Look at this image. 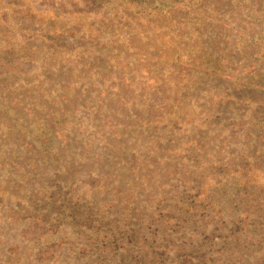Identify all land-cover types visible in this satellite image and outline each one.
Masks as SVG:
<instances>
[{"label":"rangeland","instance_id":"obj_1","mask_svg":"<svg viewBox=\"0 0 264 264\" xmlns=\"http://www.w3.org/2000/svg\"><path fill=\"white\" fill-rule=\"evenodd\" d=\"M101 1L92 8L87 0H0V264H264V0H182L162 10L146 0L110 10L115 0ZM200 9L206 21L187 24L188 11ZM126 22L135 25L129 53L100 70L95 61L102 65L108 51L86 50L80 59L89 63L76 67L78 38L88 47L101 44L103 25L116 35ZM200 33L226 55L222 88L208 85L180 103L178 115L171 107L179 88L205 69ZM19 34L28 36L11 47L10 37ZM169 60L175 64L167 71ZM225 89L243 108L242 123L216 115L228 110ZM156 92L154 102L138 101ZM94 96L96 109L80 103ZM166 112L178 117L174 140L146 148ZM58 113L65 118L55 123ZM128 114L131 122H150L134 135L121 127ZM38 120L52 128L56 149L73 140L58 175L59 165L37 161L49 157L33 139L39 124L20 129ZM106 141L115 147L109 157L118 155L120 142L141 154V164L127 165L118 182L121 173L99 159ZM76 144L90 153L74 152ZM15 150L20 156L12 165L7 159ZM53 184L51 191L60 189L49 202L43 187ZM119 189L132 195L123 209L122 196L113 200ZM90 208L98 209L92 225ZM119 231L123 238H116Z\"/></svg>","mask_w":264,"mask_h":264},{"label":"trees","instance_id":"obj_2","mask_svg":"<svg viewBox=\"0 0 264 264\" xmlns=\"http://www.w3.org/2000/svg\"><path fill=\"white\" fill-rule=\"evenodd\" d=\"M112 0H110L111 2ZM138 0H115L112 1L111 5H110V10L115 8V5L117 3H122V2H128V5H132L133 2H136ZM182 0H161L160 2H158L157 0H146L145 2L149 3L151 5L152 8H155L157 10H162V8H166L172 5V3L175 2H181ZM89 6H91L92 8H98L101 6L102 2L101 0H87ZM114 2V3H113ZM198 3V4H197ZM190 4H194V5H199V1L195 2L194 0L190 3ZM190 4H185L184 6L190 5ZM105 5V2L102 4V6ZM155 6V7H153ZM151 10V9H149ZM198 14L192 13L191 10L188 11V15H187V19H186V23L192 24L191 21L194 20H198V26H201V21H206L203 18H201V16L199 14L202 13V10H198ZM193 26V24H192ZM134 29H135V25L133 23H124L123 25L118 26L117 28V32L116 35L112 34L109 31V24L107 23V25H103L102 26V33L100 34V39L99 41L100 43H93L92 47H88V41L87 39L84 38H78L79 42L81 43L80 46H76L75 49L73 50V52L76 50L77 47H79V51H77L78 56L76 59V67L77 66H81L83 64H85V62L89 63V61L87 60H82L80 59V55L83 53V51L86 50H99V49H104L108 51V54L106 55V60L103 61L102 65H99V61L96 60L95 61V66L98 67L100 70H104L105 67L109 64L110 61L113 60V57H119L122 55H125L127 53H129L130 51V47H131V42L128 40L129 37L132 36V34L134 33ZM197 31V30H195ZM80 31H78L79 33ZM107 32V33H106ZM56 33V32H55ZM25 34H29L30 38H32L33 33L31 32H25ZM54 34V33H52ZM56 35V34H55ZM108 35V36H107ZM28 36V35H22L19 34L17 35L15 38L10 37V39H13V41L11 42V47H15L16 44H18V40L19 38L23 37V39ZM206 39V42L204 43V49H203V55L201 56V63L204 64L205 69L201 71V73H199L198 75L195 76L194 80L192 82L189 81V79H187L186 81L183 82L182 86L179 88V93H178V99L176 101H174L173 105H172V109L171 112H176L178 115L181 112L180 109L177 108L178 105H180V103H183L185 101H190L191 99L197 97L198 93L200 91H202V94L206 91V87L210 84L213 83V89L214 88H222V84L219 81V78L222 77V74L220 72V68L223 65V60L225 58L226 55L222 54L223 50H215L214 45L216 44L217 41L212 40L209 38V35L206 34H199V39ZM66 37H61V42H65ZM100 44V45H99ZM25 47L21 46V48ZM92 48V49H90ZM47 51V49H44ZM122 50H125V52L123 53ZM235 50H237V47L235 46L231 51L232 54H235ZM251 52H255V50H251ZM239 54L241 55V52H239ZM101 54H99L98 56H100ZM137 53L135 52L134 56L132 57V61L137 60ZM193 55V54H191ZM244 55V54H243ZM192 57V56H191ZM98 59V58H96ZM131 61L128 60L127 64H129ZM191 63V62H190ZM155 65L157 64V62L154 63ZM175 62L173 60H169L166 64V68L167 71L172 68L174 66ZM245 83H241L239 85H237V89L242 88V86ZM75 93H78L77 91H73ZM205 94V93H204ZM158 93H152V94H147V99L145 100V102L143 101V99L141 97H139L137 100L140 102H143L144 105H148V103H152L155 101V96H157ZM87 96V95H86ZM230 94H228V91L225 89V92L223 93V97L221 98L222 101L227 100L228 102V110L222 109L223 107H220L219 111L216 113V115H219L220 113H223L225 116H229L228 120H231V116L232 114L235 115V117L240 118V123H242L243 118H245L244 115H240V113L242 112L243 108L242 107H237L239 105L238 101L236 99H232L234 97V95L229 98ZM207 97L204 96V98L199 99L200 102L204 101ZM99 97H93L92 99H87V97H84V99L80 102L81 104H85L88 103L90 108L96 109V100H98ZM84 109H88V107H84ZM131 115V113H129ZM128 114L127 116V120H129L130 115ZM166 116L163 117L160 120V123L163 124V126L160 128V130L158 132H151L149 134V139L145 142V146L147 148L148 143L152 142L154 144V147L157 146L160 143L163 142H167V141H171L174 140L173 137L174 135L170 132L171 131V127L178 125L177 119L176 118H167L169 115V112H166L165 114ZM65 118L64 114H60L58 113L57 117H56V122L61 121L62 119ZM175 119V120H174ZM227 120V118H225L223 121L225 122ZM150 122L149 119H144L141 120L140 117H136L135 121L131 122L129 120V123H127L126 125H122L121 127L123 129V131H129V133H132L134 135L138 134L139 130L142 129V127H147V123ZM37 123L39 124V126H37L35 129H33V134H34V141L37 143V148L41 147V153L46 152L48 154V158L43 157V158H38L37 161H45V162H50L51 166H57L59 165V169L57 168L54 172H53V176L54 175H58L60 173V171H63V162H65V160H67V157H69V153L68 150L70 148V146H72L73 144V140H71L70 138L68 139V143L67 146L63 148V150L61 149H56L55 145H54V140L53 138L55 137L54 133L52 132V128L51 127H45L44 124H42V122L40 120H38L37 122H29L27 125H24L22 123H19L20 125V129H25L27 131V128L31 125ZM141 123V124H140ZM261 123V121H259V124ZM18 124V123H17ZM217 128H219V130H222L223 125L222 124H217L216 125ZM6 129V128H5ZM162 131H164V135H162ZM122 135L119 136V138H121ZM141 140H144L143 138H141ZM83 141V140H82ZM4 144L0 145V149H2L4 147ZM119 145V152L118 155H113V157H109V154H113L114 153V145L111 142H104L103 146H102V153L103 154H99V159H101L102 157H107L109 159L108 163L106 164V166H104V168L107 170L109 167H114V169L118 173H121V175L118 177V179L116 180L117 182L120 181L123 176L125 175V168L128 165L129 168H133V166H138L141 164V154H139L140 152H138L132 145H125L123 142L118 143L116 146ZM39 146V147H38ZM80 148V154L82 153L81 151L84 150V152L86 153H90L89 148L87 147L86 149H84V147H82L80 144H76L75 147H73V151L75 152L74 149L76 148ZM110 148V149H109ZM16 150L14 151L12 157L10 159H7L8 162H10L12 165H15L14 163V159L15 157H18L20 155H15ZM5 152H2L1 155H4ZM67 154V155H65ZM144 155V153H142ZM117 156V157H116ZM121 163L120 165H115L114 162L118 161ZM62 168V169H61ZM51 169H46V171H44L43 173L47 174L48 172H50ZM23 174L27 173V170L24 169ZM42 171H37L36 174H41ZM32 174V173H30ZM52 176V177H53ZM46 176V179H48ZM51 177V176H50ZM101 180V178L99 179ZM88 183L90 186L92 187H97L98 185L96 184V180L94 177H92L91 179L88 180ZM53 185H45L43 188L45 189V193H46V197L48 199V201L53 202V196H54V192L56 194V191L60 189V186L57 184V189L54 190H50V188H52ZM42 188V189H43ZM66 191V190H65ZM124 191L122 189L118 190V193L113 195L114 197L116 196V198L113 200H115V203L117 202L118 198L120 196L123 197L122 202L118 204L119 209H123L124 206H126L127 204H129L130 202H132L131 200V196L130 193L129 194H123ZM122 194V195H120ZM64 201V199H62L60 202L62 203ZM39 205V204H38ZM37 205V206H38ZM99 205V204H98ZM30 206V205H29ZM41 206V205H39ZM63 206V205H62ZM98 209L93 210L92 208L88 209L87 213H86V219L88 220L89 224L92 225L94 217H93V213H97ZM97 215V214H95ZM65 216L64 214H61V217ZM102 218V217H101ZM100 218V219H101ZM59 218L57 217H50L49 221H53V220H59ZM116 238L120 237L123 238V231H119L118 233L115 234ZM127 236H129L127 234Z\"/></svg>","mask_w":264,"mask_h":264}]
</instances>
